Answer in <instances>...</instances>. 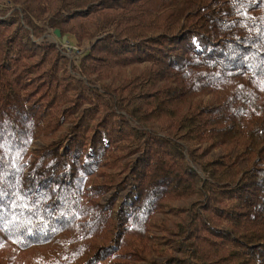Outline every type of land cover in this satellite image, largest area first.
I'll return each instance as SVG.
<instances>
[{
	"label": "trees",
	"instance_id": "16d2710c",
	"mask_svg": "<svg viewBox=\"0 0 264 264\" xmlns=\"http://www.w3.org/2000/svg\"><path fill=\"white\" fill-rule=\"evenodd\" d=\"M7 244L0 264H264V0H0Z\"/></svg>",
	"mask_w": 264,
	"mask_h": 264
},
{
	"label": "rangeland",
	"instance_id": "374dc122",
	"mask_svg": "<svg viewBox=\"0 0 264 264\" xmlns=\"http://www.w3.org/2000/svg\"><path fill=\"white\" fill-rule=\"evenodd\" d=\"M62 36H65V40H62ZM45 38L56 43L62 54L68 57L74 64L78 63V60L88 48L87 41L78 44L71 35H61L60 33V36H56L54 34V30H50L48 33H46ZM103 201H105V199ZM14 252L15 251L12 249L11 245L7 244L4 246L0 251V262L5 263L8 261V256ZM45 252L46 251L41 250L40 253L42 254ZM36 254L37 252L31 250L25 252H16L15 258L19 261L24 260L26 263H29Z\"/></svg>",
	"mask_w": 264,
	"mask_h": 264
},
{
	"label": "water",
	"instance_id": "95a60500",
	"mask_svg": "<svg viewBox=\"0 0 264 264\" xmlns=\"http://www.w3.org/2000/svg\"><path fill=\"white\" fill-rule=\"evenodd\" d=\"M54 34H55L56 36H60V31H59L58 29H55V30H54ZM62 40H65V36H62Z\"/></svg>",
	"mask_w": 264,
	"mask_h": 264
}]
</instances>
